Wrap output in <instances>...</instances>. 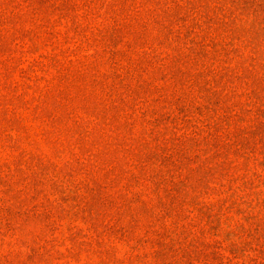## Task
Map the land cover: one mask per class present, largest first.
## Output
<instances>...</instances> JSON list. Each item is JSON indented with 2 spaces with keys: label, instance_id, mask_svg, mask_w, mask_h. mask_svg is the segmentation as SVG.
<instances>
[{
  "label": "rangeland",
  "instance_id": "obj_1",
  "mask_svg": "<svg viewBox=\"0 0 264 264\" xmlns=\"http://www.w3.org/2000/svg\"><path fill=\"white\" fill-rule=\"evenodd\" d=\"M0 264H264V0H0Z\"/></svg>",
  "mask_w": 264,
  "mask_h": 264
},
{
  "label": "trees",
  "instance_id": "obj_2",
  "mask_svg": "<svg viewBox=\"0 0 264 264\" xmlns=\"http://www.w3.org/2000/svg\"><path fill=\"white\" fill-rule=\"evenodd\" d=\"M183 0H172V5L177 8V9H180V3L182 2ZM193 10H188L187 11V16H188V13L189 12H192ZM179 12L175 13L176 16H178ZM178 21H184V18H181L179 19ZM172 145L174 146V148L177 150V154L178 155H181L183 154L184 152V143H183V139L182 137H179V138H175L172 140Z\"/></svg>",
  "mask_w": 264,
  "mask_h": 264
}]
</instances>
